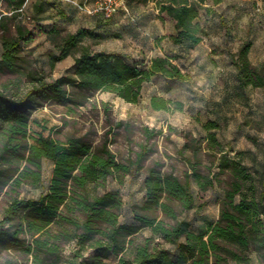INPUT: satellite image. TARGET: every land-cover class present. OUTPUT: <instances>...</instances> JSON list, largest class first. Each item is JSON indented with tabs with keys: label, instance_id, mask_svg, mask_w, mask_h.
<instances>
[{
	"label": "trees",
	"instance_id": "obj_1",
	"mask_svg": "<svg viewBox=\"0 0 264 264\" xmlns=\"http://www.w3.org/2000/svg\"><path fill=\"white\" fill-rule=\"evenodd\" d=\"M24 1L4 0L13 11L19 10ZM221 1L134 0L144 6L153 4L158 18L167 16L175 29L170 36L172 44L186 48L203 40V28L197 20L202 11H212L206 4ZM45 10L38 3L34 14ZM58 13L59 20H64L63 12ZM10 20L0 12V257L20 251L31 257L32 264H108L105 260L111 257L118 264H249L254 256L264 264V167L257 172V184L243 153L230 156L212 133L218 128L215 121L204 124L208 132L205 139L187 134L177 150L188 167L182 177L164 169L160 161L145 166L154 154L151 141L161 134L149 127H143L145 142L138 151L130 152L127 161L109 148L107 132L103 139H95L92 121L84 133L68 134L62 141L29 133L31 114L47 102L64 107L70 116L84 106H100L109 120L107 105L92 101L96 92L108 91L135 103L141 83L154 75L186 80L188 75L178 65L169 58L154 57L141 69L127 63L120 53L82 49L74 59L73 74L47 80L25 52L24 45L33 39L31 29ZM99 26L79 27L65 36L51 28L49 35L55 37L58 53L52 55L50 64L54 66L73 54L82 39L119 38ZM250 48L251 42L246 41L231 59L238 85L264 88V67L250 62ZM150 106L167 111L181 104L153 96ZM62 120L66 122L65 116ZM127 124L117 121L109 131ZM205 158L212 168L207 166L204 174ZM44 161L53 164L48 189L30 197L26 190L43 185ZM142 169L145 196L133 211L138 226L120 223L122 201L118 192L106 190L107 182ZM192 184L200 190L217 184L223 190L217 221H206L197 232L180 218L195 206ZM140 228H149L155 236L173 244L174 251L161 247L152 237H141ZM67 246L72 248L64 257ZM2 264L18 263L5 259Z\"/></svg>",
	"mask_w": 264,
	"mask_h": 264
},
{
	"label": "rangeland",
	"instance_id": "obj_2",
	"mask_svg": "<svg viewBox=\"0 0 264 264\" xmlns=\"http://www.w3.org/2000/svg\"><path fill=\"white\" fill-rule=\"evenodd\" d=\"M93 1L25 0L19 10L13 11L4 0H0V12L11 18L9 23L31 29L33 39L24 45L25 52L39 74L47 80L66 73L73 74L74 59L82 49L120 53L127 63L141 69L146 68L154 57L169 58L188 78L171 80L159 74L154 75L141 83L135 103L127 102L108 91L96 92L92 101L107 105L109 120L105 118L100 106L95 109L87 105L70 116L66 115L64 107L52 102L44 103L31 114L30 135L42 134L62 141L68 134L77 131L84 133L92 121L95 139H103L107 132L109 148L119 159L127 161L131 157L130 152L138 151L139 146L144 144L142 129L149 127L161 134L151 141L150 147L154 154L145 162V166L152 161H160L164 163V169L172 170L182 177L188 167L178 156L177 150L185 143L187 134L200 140L205 139L208 132L204 124L215 121L218 128L212 130V133L230 156L243 153L244 163L259 184L257 172H261L264 167V88L239 87L237 69L231 59L243 43L250 41V62L254 66L264 67L263 0H222L219 4H206L212 11L201 12L197 21L203 28V40L193 48L172 44L170 36L175 34L173 22L167 16L158 18V11L153 4L144 6L130 0L128 12L117 13L111 22L112 18L102 21L89 13ZM38 3L43 4L46 10L35 15L34 7ZM58 11L63 12L64 20H59ZM95 24L109 25L100 29L116 33L119 38L82 39L73 54L54 66L50 64L52 55L58 53L56 39L49 35L51 28L58 29L65 36L75 32L79 26L97 28ZM11 28L14 31V27ZM153 96L179 103L181 107L171 106L167 111L154 110L150 106ZM63 116L66 122L62 120ZM121 120L128 124L109 131V127ZM207 166L212 168L209 159L205 158L202 167L204 174L207 173ZM52 169L51 162H43V185L39 189L26 190L28 196L37 197L41 191L48 189ZM212 171L216 173V170ZM143 178L142 169L119 179L113 177L108 180L106 190L118 192L122 201L120 223L138 226L133 211L144 200ZM191 190L195 206L180 218L187 220L191 230L197 232L206 221H217L223 190L217 184L207 190H200L196 184H192ZM200 205H203L202 208ZM138 234L141 237H152L161 247L174 251L173 244L155 236L149 228H140ZM71 248L66 247L64 257L69 256ZM5 259L11 263L32 264L31 257L20 251L2 254L0 264ZM105 262L118 264L114 257ZM249 264L261 262L252 256Z\"/></svg>",
	"mask_w": 264,
	"mask_h": 264
},
{
	"label": "built area",
	"instance_id": "obj_3",
	"mask_svg": "<svg viewBox=\"0 0 264 264\" xmlns=\"http://www.w3.org/2000/svg\"><path fill=\"white\" fill-rule=\"evenodd\" d=\"M126 1L127 0H94L89 13L109 19L118 11L127 12Z\"/></svg>",
	"mask_w": 264,
	"mask_h": 264
},
{
	"label": "crops",
	"instance_id": "obj_4",
	"mask_svg": "<svg viewBox=\"0 0 264 264\" xmlns=\"http://www.w3.org/2000/svg\"><path fill=\"white\" fill-rule=\"evenodd\" d=\"M80 14H81V13L77 14V16L79 17ZM97 18H98V17L96 16V19H97ZM114 18H116V17H114ZM74 19H75V18H74ZM98 19H99V18H98ZM113 20H114V19H112L111 22H112ZM100 22H101V21H100ZM100 22H99V23H100ZM97 26H99V24H95V27H97ZM79 27H80V26H79ZM99 27H110V26H109V25H100Z\"/></svg>",
	"mask_w": 264,
	"mask_h": 264
}]
</instances>
